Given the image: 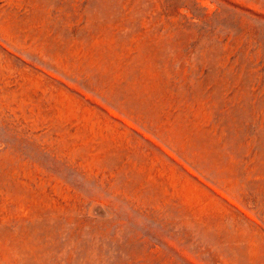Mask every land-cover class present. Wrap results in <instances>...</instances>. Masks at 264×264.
I'll return each instance as SVG.
<instances>
[{
    "label": "rangeland",
    "instance_id": "374dc122",
    "mask_svg": "<svg viewBox=\"0 0 264 264\" xmlns=\"http://www.w3.org/2000/svg\"><path fill=\"white\" fill-rule=\"evenodd\" d=\"M0 264H264V0H0Z\"/></svg>",
    "mask_w": 264,
    "mask_h": 264
}]
</instances>
